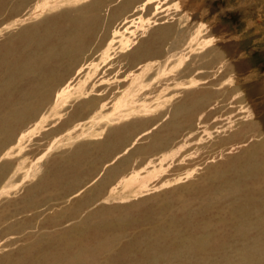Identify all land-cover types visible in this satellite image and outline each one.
<instances>
[{"label":"bare ground","instance_id":"1","mask_svg":"<svg viewBox=\"0 0 264 264\" xmlns=\"http://www.w3.org/2000/svg\"><path fill=\"white\" fill-rule=\"evenodd\" d=\"M208 4L0 0V264H264V77Z\"/></svg>","mask_w":264,"mask_h":264},{"label":"rangeland","instance_id":"2","mask_svg":"<svg viewBox=\"0 0 264 264\" xmlns=\"http://www.w3.org/2000/svg\"><path fill=\"white\" fill-rule=\"evenodd\" d=\"M203 1L206 4L209 2V4L207 5L208 6L207 10L213 9L211 15H214V17L217 16V18H219L218 22L221 24L220 26L225 30V33L230 34V36L237 37L240 40V42L243 44L244 49L250 52L249 57L251 60V67H252L251 70L255 79L260 80L261 78H263L264 77V0H248V3H245L243 7H238L243 2V0H203ZM139 92L144 93L147 91L141 89L139 90ZM26 207H31V206H26ZM146 220H147V213H146ZM175 220L176 219L174 218L172 222H175ZM146 223L148 222L146 221ZM150 227L152 226L146 225V230H149Z\"/></svg>","mask_w":264,"mask_h":264}]
</instances>
